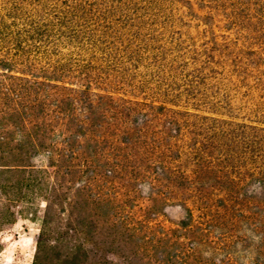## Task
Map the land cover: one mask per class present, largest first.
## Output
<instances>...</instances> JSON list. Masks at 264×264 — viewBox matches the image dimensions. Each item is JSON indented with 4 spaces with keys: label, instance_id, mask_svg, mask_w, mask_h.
<instances>
[{
    "label": "rangeland",
    "instance_id": "374dc122",
    "mask_svg": "<svg viewBox=\"0 0 264 264\" xmlns=\"http://www.w3.org/2000/svg\"><path fill=\"white\" fill-rule=\"evenodd\" d=\"M0 264H264V0H0Z\"/></svg>",
    "mask_w": 264,
    "mask_h": 264
}]
</instances>
